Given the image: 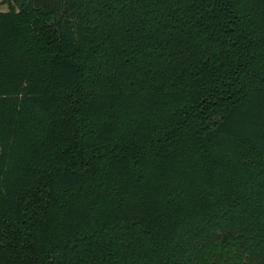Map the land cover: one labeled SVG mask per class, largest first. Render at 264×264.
Segmentation results:
<instances>
[{
  "label": "trees",
  "instance_id": "obj_1",
  "mask_svg": "<svg viewBox=\"0 0 264 264\" xmlns=\"http://www.w3.org/2000/svg\"><path fill=\"white\" fill-rule=\"evenodd\" d=\"M0 264H264V0H0Z\"/></svg>",
  "mask_w": 264,
  "mask_h": 264
},
{
  "label": "rangeland",
  "instance_id": "obj_2",
  "mask_svg": "<svg viewBox=\"0 0 264 264\" xmlns=\"http://www.w3.org/2000/svg\"><path fill=\"white\" fill-rule=\"evenodd\" d=\"M1 7L0 8H3L4 11H8L9 10V7L7 4H3V5H0Z\"/></svg>",
  "mask_w": 264,
  "mask_h": 264
},
{
  "label": "crops",
  "instance_id": "obj_3",
  "mask_svg": "<svg viewBox=\"0 0 264 264\" xmlns=\"http://www.w3.org/2000/svg\"><path fill=\"white\" fill-rule=\"evenodd\" d=\"M1 7V6H0ZM0 11H4V9L3 8H0Z\"/></svg>",
  "mask_w": 264,
  "mask_h": 264
}]
</instances>
